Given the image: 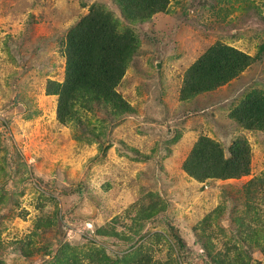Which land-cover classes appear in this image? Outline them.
<instances>
[{
	"label": "rangeland",
	"instance_id": "obj_1",
	"mask_svg": "<svg viewBox=\"0 0 264 264\" xmlns=\"http://www.w3.org/2000/svg\"><path fill=\"white\" fill-rule=\"evenodd\" d=\"M92 5L137 35L116 86L130 109L116 117L76 102L80 120L62 123L46 85L64 80L66 34ZM214 44L254 60L181 99L186 70ZM255 89L264 92V0H168L135 23L116 0H0V264H59L63 251L94 264L86 254L99 248L139 249L156 264H208V253L244 264L232 257L245 250L248 264H264V129L233 114ZM201 136L226 155L246 138L249 172L189 176L182 163Z\"/></svg>",
	"mask_w": 264,
	"mask_h": 264
},
{
	"label": "trees",
	"instance_id": "obj_2",
	"mask_svg": "<svg viewBox=\"0 0 264 264\" xmlns=\"http://www.w3.org/2000/svg\"><path fill=\"white\" fill-rule=\"evenodd\" d=\"M122 8L126 20L144 22L153 14L164 11L168 0H116ZM136 33L120 26L113 15L96 6H91L66 34L65 76L59 83L49 80L46 92L56 94V115L60 122L79 121L76 102L83 107L105 108L111 106L113 115L120 116L129 105L117 92L116 86L123 77L127 65L131 62L137 48ZM260 56V53H257ZM254 60L245 51L226 44H214L208 47L186 70L180 89V98L190 97L213 90L238 76ZM233 114L253 129H264V92L255 89L247 93ZM182 169L198 181L211 179L238 178L249 172L250 148L246 138L238 136L228 147L227 155L222 147L208 136H201L194 142L190 152L182 163ZM154 208L144 212L145 218L154 214ZM128 246L120 249L124 251ZM100 251L86 254L94 264H156L146 253L139 249L126 251L114 256ZM101 258H98V254ZM246 251H237L232 260H243ZM227 252H225L226 254ZM66 259L59 264H84L76 257L63 251ZM97 254V255H95ZM209 254L208 264H220L224 259ZM217 258V261L214 258ZM102 259V262L100 261Z\"/></svg>",
	"mask_w": 264,
	"mask_h": 264
}]
</instances>
